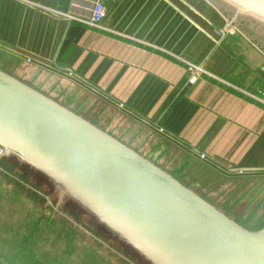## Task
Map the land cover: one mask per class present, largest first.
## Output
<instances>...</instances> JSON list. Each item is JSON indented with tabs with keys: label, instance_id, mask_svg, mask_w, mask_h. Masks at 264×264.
I'll return each instance as SVG.
<instances>
[{
	"label": "crops",
	"instance_id": "1",
	"mask_svg": "<svg viewBox=\"0 0 264 264\" xmlns=\"http://www.w3.org/2000/svg\"><path fill=\"white\" fill-rule=\"evenodd\" d=\"M100 2L103 28L66 17L72 0H0V68L165 170L177 168L185 184L207 181L206 170L247 191L254 183L264 197V50L227 27L210 0ZM188 63L206 70L195 83ZM6 171L0 162V264H77L41 225L43 212L30 209L31 196L5 184ZM74 225L102 246L80 264H145L83 218Z\"/></svg>",
	"mask_w": 264,
	"mask_h": 264
},
{
	"label": "water",
	"instance_id": "2",
	"mask_svg": "<svg viewBox=\"0 0 264 264\" xmlns=\"http://www.w3.org/2000/svg\"><path fill=\"white\" fill-rule=\"evenodd\" d=\"M264 50V0H210ZM226 27V28H227ZM0 148L150 264H264L249 229L173 174L0 68Z\"/></svg>",
	"mask_w": 264,
	"mask_h": 264
},
{
	"label": "rangeland",
	"instance_id": "3",
	"mask_svg": "<svg viewBox=\"0 0 264 264\" xmlns=\"http://www.w3.org/2000/svg\"><path fill=\"white\" fill-rule=\"evenodd\" d=\"M120 136L132 143L125 134ZM0 162L4 163L5 166L7 165L6 174L9 176L3 175L6 180L5 184L12 190L18 188L23 189L27 195L31 196L34 201V206L30 209L35 207V209H40L43 212V221L41 225L44 227H49V225H51V228L53 229L50 233L53 237L52 241L67 244L69 251H72V258L75 263L80 264L82 258L89 257L90 253L92 254L89 258H93V253L98 248L102 250V246L98 245L94 239H87L85 235L77 233L78 231L72 228L75 226L74 224L77 220H81V216H77L74 212L76 210L73 211L72 207L74 209H80V207L74 203L71 207L66 202L62 203L63 206L59 205L60 199L55 193L57 190L46 177L26 165H21L24 168V170H22V167L19 166V161L14 156H2V154H0ZM176 169L177 168H172V171L180 178H183L184 176L177 173L178 171H176ZM204 171L208 178L206 179L207 181L202 180L195 183L193 180L190 182V186H193L197 192L211 200L216 206L226 211L233 219H236L245 227L255 230L264 226V197L260 196L262 191L260 186H254V183H252L250 187L253 186V188L250 191H247L246 189L249 185H243L245 184L243 183L244 181L241 182V185H227V183L225 184L223 180L216 177L213 173L210 174L209 171ZM188 174V177L193 179L196 176L193 173ZM18 180L28 184L31 188L26 187V189H24L22 187L23 185ZM231 187H237V189H240V195L235 196L232 194L230 190ZM32 189H35L36 192ZM257 191L258 193L255 194ZM242 193L243 195H241ZM39 194L43 196L39 198ZM65 210H71L73 215L66 213ZM83 221L87 222L91 227L99 228L98 223L96 225V222L92 219L90 221L83 219ZM66 232L68 234H66ZM46 235L48 236V234ZM41 237L44 238L42 235ZM96 246L98 248H96ZM123 248L129 250L132 254L135 253V251L128 245L126 247L123 244ZM102 253L103 256L101 257L105 258V260L112 257L107 250ZM141 259L143 260V263L150 264L143 257H141ZM90 264H92L91 261ZM123 264H125V262H123Z\"/></svg>",
	"mask_w": 264,
	"mask_h": 264
},
{
	"label": "built area",
	"instance_id": "4",
	"mask_svg": "<svg viewBox=\"0 0 264 264\" xmlns=\"http://www.w3.org/2000/svg\"><path fill=\"white\" fill-rule=\"evenodd\" d=\"M106 15V8L100 0H72L71 11L65 16L94 28H103L102 22ZM189 81L197 82L206 70L202 65L188 63ZM0 148V154H2Z\"/></svg>",
	"mask_w": 264,
	"mask_h": 264
},
{
	"label": "flooded vegetation",
	"instance_id": "5",
	"mask_svg": "<svg viewBox=\"0 0 264 264\" xmlns=\"http://www.w3.org/2000/svg\"><path fill=\"white\" fill-rule=\"evenodd\" d=\"M21 165H23V164H20L19 166H21ZM22 167V166H21ZM22 170H24V168L22 167ZM67 204L68 205H70L71 207H72V203H68L67 202ZM72 210L74 211V210H76V211H74L75 212V214H77L79 217L81 216V218H83L84 220H93L94 222H96L95 220H94V218L90 215V214H88L86 211H84V210H82L81 208L79 209H74L73 207H72ZM96 225H97V222H96ZM98 227H99V229L102 231V232H104V233H106V235H108L109 237H111L112 239H114L119 245L121 244L122 246H123V244L127 247V245L125 244V243H123L121 240H119L115 235H113L112 233H110L106 228H104L103 226H101V225H99L98 224ZM102 227V228H101ZM132 251V250H131ZM133 255H135L136 257H138V258H140L141 259V256H139L136 252L135 253H133Z\"/></svg>",
	"mask_w": 264,
	"mask_h": 264
},
{
	"label": "trees",
	"instance_id": "6",
	"mask_svg": "<svg viewBox=\"0 0 264 264\" xmlns=\"http://www.w3.org/2000/svg\"><path fill=\"white\" fill-rule=\"evenodd\" d=\"M77 113V112H76ZM79 114V113H78ZM95 124V123H94ZM96 125V124H95ZM98 126V125H97ZM124 143V142H123ZM149 159V158H148ZM152 161V160H151ZM154 162V161H153ZM155 163V162H154ZM164 169V168H163ZM167 171V170H166ZM169 172V171H168ZM169 173H171V172H169ZM171 174H173V173H171ZM174 175V174H173ZM177 179H179L183 184H185L181 179H180V177H177L176 175H174ZM186 186H188V187H190L191 189H193L194 191H196L197 192V190L193 187V186H190V185H188V184H185ZM198 194H200L199 192H197ZM201 196H203L202 194H200ZM204 197V196H203ZM205 198V197H204ZM205 199H207V198H205ZM209 202H211L212 204H214L211 200H209V199H207ZM215 205V204H214ZM216 206V205H215ZM218 207V206H217ZM219 208V207H218ZM220 209V208H219ZM222 210V209H221ZM222 211H224V210H222ZM227 215H229L226 211H224ZM230 216V215H229ZM231 217V216H230ZM232 218V217H231ZM95 220V219H94ZM236 220V219H235ZM96 221V220H95ZM239 222V221H238ZM240 223V222H239ZM243 225V224H242ZM105 228V227H104ZM130 247V246H129Z\"/></svg>",
	"mask_w": 264,
	"mask_h": 264
}]
</instances>
